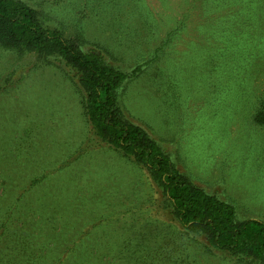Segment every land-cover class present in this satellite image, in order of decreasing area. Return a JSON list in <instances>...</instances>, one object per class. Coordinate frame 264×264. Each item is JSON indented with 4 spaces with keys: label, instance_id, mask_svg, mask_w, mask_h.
<instances>
[{
    "label": "rangeland",
    "instance_id": "obj_1",
    "mask_svg": "<svg viewBox=\"0 0 264 264\" xmlns=\"http://www.w3.org/2000/svg\"><path fill=\"white\" fill-rule=\"evenodd\" d=\"M25 1L139 66L125 117L238 220L264 221V0ZM85 96L62 58L0 45V264H261L182 226L150 170L94 134Z\"/></svg>",
    "mask_w": 264,
    "mask_h": 264
},
{
    "label": "trees",
    "instance_id": "obj_2",
    "mask_svg": "<svg viewBox=\"0 0 264 264\" xmlns=\"http://www.w3.org/2000/svg\"><path fill=\"white\" fill-rule=\"evenodd\" d=\"M0 45L62 58L79 76L86 93L84 112L94 134L150 170L181 225L202 232L217 250L264 264V221L238 220L231 203L195 185L147 130L125 117L121 91L139 66L123 70L107 62L102 51L84 49L60 29L45 25L39 10L25 0H0Z\"/></svg>",
    "mask_w": 264,
    "mask_h": 264
}]
</instances>
